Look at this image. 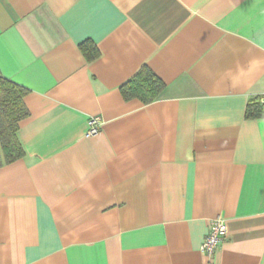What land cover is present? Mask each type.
Segmentation results:
<instances>
[{"label":"crops","instance_id":"0c3cea01","mask_svg":"<svg viewBox=\"0 0 264 264\" xmlns=\"http://www.w3.org/2000/svg\"><path fill=\"white\" fill-rule=\"evenodd\" d=\"M144 67L164 90L126 100ZM0 75L29 110L0 264H264V0H0Z\"/></svg>","mask_w":264,"mask_h":264},{"label":"trees","instance_id":"16d2710c","mask_svg":"<svg viewBox=\"0 0 264 264\" xmlns=\"http://www.w3.org/2000/svg\"><path fill=\"white\" fill-rule=\"evenodd\" d=\"M81 49L88 60L98 57L99 50L93 42H84ZM165 88L164 82L148 67H144L130 82L122 87L126 100L139 98L144 103L155 101ZM28 89L0 75V168L25 155L18 137L19 123L29 115L25 104ZM263 104L257 99L249 103L248 118L262 116Z\"/></svg>","mask_w":264,"mask_h":264},{"label":"built area","instance_id":"2783aa9c","mask_svg":"<svg viewBox=\"0 0 264 264\" xmlns=\"http://www.w3.org/2000/svg\"><path fill=\"white\" fill-rule=\"evenodd\" d=\"M260 103L264 105V98ZM102 120L100 117H92L89 120V129L87 135H95L99 132ZM227 232V224L222 218H216L212 221L209 233L201 245V251L208 256L215 254L218 245L222 241L223 236Z\"/></svg>","mask_w":264,"mask_h":264}]
</instances>
